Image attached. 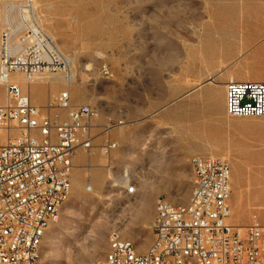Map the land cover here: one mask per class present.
Segmentation results:
<instances>
[{
    "label": "rangeland",
    "instance_id": "obj_1",
    "mask_svg": "<svg viewBox=\"0 0 264 264\" xmlns=\"http://www.w3.org/2000/svg\"><path fill=\"white\" fill-rule=\"evenodd\" d=\"M22 1L0 0V35L8 20H18L7 6ZM31 1L72 60L74 79L70 86L62 74L15 81L41 115L65 118L50 105L66 91L72 106L99 115L93 150L73 159L71 192L44 235L41 264H93L105 258L114 233L145 253L158 200L187 203L196 156L229 165V222L264 224V119L229 117L225 90L232 79L264 82V0ZM209 83L225 93L223 119L215 109L206 115L193 106L187 114L183 106L189 90ZM108 123L116 128L106 133ZM106 139L118 144L109 156L101 153ZM132 185L136 192L128 195Z\"/></svg>",
    "mask_w": 264,
    "mask_h": 264
},
{
    "label": "built area",
    "instance_id": "obj_2",
    "mask_svg": "<svg viewBox=\"0 0 264 264\" xmlns=\"http://www.w3.org/2000/svg\"><path fill=\"white\" fill-rule=\"evenodd\" d=\"M8 20L0 35V264H41L38 244L42 227L55 223L57 204L71 192L70 175L77 150L91 153L92 130L99 117L89 106H72L69 91L61 92L50 109L66 113L41 115L30 96L11 81L22 75L28 82L38 75L62 74L70 85L72 60L63 55L40 23L33 1L8 5ZM108 76V71H103ZM226 112L231 118L264 119V82L229 81ZM116 125L108 123L109 133ZM2 132H5L3 138ZM118 144L106 139L101 153L109 156ZM194 176L189 206L176 208L163 199L149 229L155 249L138 254L131 242L111 237V261L96 264H264V224L232 225L231 169L214 156L191 160ZM131 188L128 195L134 192Z\"/></svg>",
    "mask_w": 264,
    "mask_h": 264
},
{
    "label": "crops",
    "instance_id": "obj_3",
    "mask_svg": "<svg viewBox=\"0 0 264 264\" xmlns=\"http://www.w3.org/2000/svg\"><path fill=\"white\" fill-rule=\"evenodd\" d=\"M233 80V79H232ZM185 99H187V103H184V107H187V114L192 112L193 106H198L200 109H202L205 114H209L210 111H213L214 109L217 111L218 117H221L223 119L225 115V93L224 91H221L219 88L213 87L209 84H203L200 85L197 88H193L189 90L185 96ZM38 106H42L43 104L39 101L36 102ZM214 116V115H213ZM210 122H216L217 126L221 127V122L218 120V118L210 117L208 119ZM188 123L189 119L183 120ZM185 126V125H184ZM189 126L187 125V129ZM82 150H77L75 152L74 160L80 162L83 160V154Z\"/></svg>",
    "mask_w": 264,
    "mask_h": 264
},
{
    "label": "bare ground",
    "instance_id": "obj_4",
    "mask_svg": "<svg viewBox=\"0 0 264 264\" xmlns=\"http://www.w3.org/2000/svg\"><path fill=\"white\" fill-rule=\"evenodd\" d=\"M46 77H47L46 75H38V76H36L32 81L28 82L27 80H25V78H24L22 75L15 74V75L12 76L11 81L16 82V81H15L16 78H21L24 82L30 84V83L35 82L36 80H39V79L42 80V82H43L44 80H48V78H46ZM63 80H64V82L66 83L67 86H70V85L66 82V80L64 79V77H63ZM230 81H233V80H230ZM247 82H254V81H247ZM16 83H18V82H16ZM18 84H19V83H18ZM69 92H70V91H69ZM192 169H193V176H194V165H192ZM132 187L135 188V189H134V192L131 193V194H134V193L136 192V187H135V185H132L131 187H129V188L127 189L126 193H127L129 190H131ZM67 200H68V199H66L65 203L67 202ZM65 203H59V204H57V215H59L60 209L62 208V206H63ZM187 206H189V197H188V199H187V203H186L185 205H182V206H180V205L177 206V205H176V208H186ZM155 208H156V207H155ZM155 217H157V209H155ZM50 224H51V223H46V225H44V226L42 227V240H43L44 235H45L47 229L49 228ZM125 233H126V235H128V236L130 235L129 231H125ZM111 237H114V239H118V240H120V241H122V242H128V241H125V240H123L122 238H120V236H119L118 233H114V234H112ZM111 237H110V238H111ZM41 244H42V241L38 244V256H39V257H40V248H41ZM148 249H155V235H153V242L151 243V245H150V247H149ZM104 261H111V251H110V248H108V252H107V254H106L105 258H104ZM100 262H101V260H100V261H97V262H95V263H93V264L100 263Z\"/></svg>",
    "mask_w": 264,
    "mask_h": 264
}]
</instances>
